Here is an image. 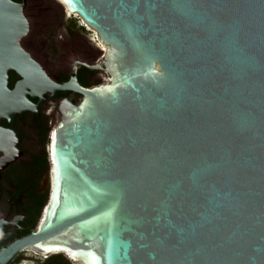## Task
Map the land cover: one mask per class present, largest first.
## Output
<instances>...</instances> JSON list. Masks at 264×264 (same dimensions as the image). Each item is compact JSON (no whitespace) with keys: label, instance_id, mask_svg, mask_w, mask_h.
Wrapping results in <instances>:
<instances>
[{"label":"water","instance_id":"obj_1","mask_svg":"<svg viewBox=\"0 0 264 264\" xmlns=\"http://www.w3.org/2000/svg\"><path fill=\"white\" fill-rule=\"evenodd\" d=\"M57 3L97 34L107 82L52 83L21 47L25 1L0 0V118L82 96L52 133L40 222L0 264H264V0Z\"/></svg>","mask_w":264,"mask_h":264},{"label":"flooded vegetation","instance_id":"obj_2","mask_svg":"<svg viewBox=\"0 0 264 264\" xmlns=\"http://www.w3.org/2000/svg\"><path fill=\"white\" fill-rule=\"evenodd\" d=\"M11 1H25L30 32L21 47L52 83L62 86L76 78L85 90L106 83L101 71L90 70L100 64L105 49L82 20L62 8L58 0L57 17L41 1ZM9 77L12 90L20 78L13 72ZM70 98L74 106L82 101L75 92L59 91L55 98L46 95L41 103L39 98L30 99L33 105L39 103L35 113L14 114L11 120L0 118V131L8 133H0V236L7 237L0 250L29 236L40 222L48 200L51 136L61 122L62 104ZM29 256L41 258L24 252L9 264H70L62 256L61 260L37 261H29Z\"/></svg>","mask_w":264,"mask_h":264},{"label":"rangeland","instance_id":"obj_3","mask_svg":"<svg viewBox=\"0 0 264 264\" xmlns=\"http://www.w3.org/2000/svg\"><path fill=\"white\" fill-rule=\"evenodd\" d=\"M32 1H36V0H32ZM38 1L39 2L41 1V3H43L44 5L49 7L50 9H52L54 11L56 17H57V13H56L57 12V10H56L57 9V3H56L57 1L56 0H38ZM47 197H49V192L47 194ZM28 260L29 261H37V260H45V259L44 258H38V257H35V256H29Z\"/></svg>","mask_w":264,"mask_h":264},{"label":"trees","instance_id":"obj_4","mask_svg":"<svg viewBox=\"0 0 264 264\" xmlns=\"http://www.w3.org/2000/svg\"><path fill=\"white\" fill-rule=\"evenodd\" d=\"M62 257L61 256H51L48 258V260H61Z\"/></svg>","mask_w":264,"mask_h":264},{"label":"bare ground","instance_id":"obj_5","mask_svg":"<svg viewBox=\"0 0 264 264\" xmlns=\"http://www.w3.org/2000/svg\"><path fill=\"white\" fill-rule=\"evenodd\" d=\"M71 14V13H70ZM71 15H74V14H71ZM101 48H102V46H100ZM104 48V47H103ZM105 49V48H104ZM105 51H106V49H105ZM106 77V76H105ZM106 82H107V79H106Z\"/></svg>","mask_w":264,"mask_h":264}]
</instances>
